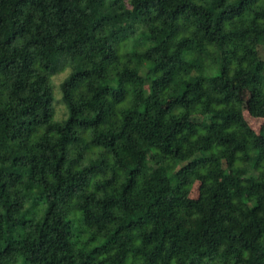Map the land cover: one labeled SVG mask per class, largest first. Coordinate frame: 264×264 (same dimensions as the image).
Instances as JSON below:
<instances>
[{
  "label": "trees",
  "instance_id": "trees-1",
  "mask_svg": "<svg viewBox=\"0 0 264 264\" xmlns=\"http://www.w3.org/2000/svg\"><path fill=\"white\" fill-rule=\"evenodd\" d=\"M104 1L121 0H0V258L25 176L43 204L24 263L264 264V135L240 98L264 119V0H138L152 27L132 7L115 46L92 16ZM33 5L52 20L20 44Z\"/></svg>",
  "mask_w": 264,
  "mask_h": 264
},
{
  "label": "rangeland",
  "instance_id": "rangeland-1",
  "mask_svg": "<svg viewBox=\"0 0 264 264\" xmlns=\"http://www.w3.org/2000/svg\"><path fill=\"white\" fill-rule=\"evenodd\" d=\"M132 7H138L140 10V20L143 23L145 29L152 27V19L150 18L148 11L143 10L140 7L138 0H121L117 4H111L108 1L98 2V5L93 8L92 16L99 18V26L96 32L102 37L108 36L109 42L112 45H117L124 43L125 37L120 32L118 27L117 19L124 21L129 18L130 9ZM24 16L23 19V34L20 36V44L25 43V39L37 28H45L49 22L52 20V13L48 7H43L42 9L38 5L27 6L23 8ZM27 16V17H25ZM85 23H89V19H85ZM136 26H132L131 31L133 32L132 46L137 48L139 41H136L137 37ZM140 39V37H139ZM135 40V42H134ZM141 40V39H140ZM132 48V47H131ZM137 52L126 51L123 55V60L126 64H129L133 68H137L139 64L138 57L144 55L150 51L147 44L141 45L136 49ZM259 54L262 59H264V47H259ZM67 67H64L63 71L57 73L51 77V87H52V116L54 120H63L66 116V107L61 100V94L59 85L61 81L67 75ZM1 88V85H0ZM242 112L247 124L258 134L264 135V119L253 118L248 114L247 111V101L249 98V93L246 90L240 91ZM166 103L172 102V100L166 99ZM42 182V179L38 180V184ZM28 179L25 176H19L17 183L11 185L7 190V195L17 204L12 213L11 221L8 223L6 228V234L3 235L1 239L2 246L11 245L12 254L5 258H0V264H42L41 262L33 261V259L28 258L27 262L24 263L20 258L19 251L21 247L18 242H25L33 240L36 236V231L38 228V216L42 210L43 201L40 199H32L31 196H25L23 191L29 188ZM198 189V184L196 183L191 190V197L195 198Z\"/></svg>",
  "mask_w": 264,
  "mask_h": 264
}]
</instances>
